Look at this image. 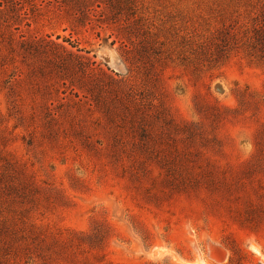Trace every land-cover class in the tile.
I'll list each match as a JSON object with an SVG mask.
<instances>
[{"label": "rangeland", "instance_id": "374dc122", "mask_svg": "<svg viewBox=\"0 0 264 264\" xmlns=\"http://www.w3.org/2000/svg\"><path fill=\"white\" fill-rule=\"evenodd\" d=\"M119 1L6 0L2 37L65 50L11 90L0 70V228L17 252L3 264H229L234 249L264 264V59L249 48L264 0ZM143 67L150 104L194 126L141 133L75 86L93 70L139 90Z\"/></svg>", "mask_w": 264, "mask_h": 264}, {"label": "trees", "instance_id": "16d2710c", "mask_svg": "<svg viewBox=\"0 0 264 264\" xmlns=\"http://www.w3.org/2000/svg\"><path fill=\"white\" fill-rule=\"evenodd\" d=\"M91 1L105 4L110 9H118L119 7H122V2L119 0H56V2L63 7L77 11L89 8L88 3ZM5 3L6 0H0V70L5 73L7 67H10L11 75L7 76L3 81V85L5 86L4 88L11 90L13 86H18L25 81H29L31 77H34L35 71H29L28 75L23 77V74L21 73L22 65H25L28 62L32 63L38 59H49V54L46 49L49 45L54 49L61 50H65V47L51 41L45 42L40 39L26 40L22 37L16 39L12 36L11 32L8 33L6 39L2 37V30L9 27L8 17L13 11V9L7 7ZM251 34V38L249 39L250 51L257 55L259 54V57L264 59V19L259 20L253 25ZM1 48H4L7 51V54H3ZM142 52H144L143 57H145L146 50L143 49ZM142 52H140V55ZM69 56L73 59L74 66H81L79 57L71 53ZM150 67L152 66L150 65ZM64 68L69 71V67L66 66ZM36 71L39 74L42 73L41 68L39 67ZM151 71L152 69H145L143 72V79L139 84L140 88H142L139 90L134 88L135 82L132 74L122 78L115 75L116 78H113L112 76L105 74L103 71L95 73L93 70H90V73L87 74L89 78L86 80H76L77 85L75 86L79 91H82V93L88 92L93 102L98 104V106L99 104L103 106L101 110L104 116L106 115V117L113 119H117L118 117L121 119L122 117L125 121H128L129 125L134 126L141 133H149L154 126H157L160 131L161 127L165 128L166 126H170L177 131H183L188 127L194 126L192 123L184 125L175 124L173 118L168 114L167 108L164 107L163 101L156 99L158 101V106L150 104V95L154 92L160 93L158 80H152L153 71ZM107 80L109 84L104 82ZM142 90H144V92ZM107 95L108 98L105 100L103 97ZM148 107L155 108V112H152ZM9 166L10 163L7 162L4 167L5 172L8 171ZM20 185H26V183L20 182ZM2 232L3 230L0 228V264H3V256H6L11 252L14 253V255L17 253L10 245L11 240L5 241V239H3L4 233ZM81 237L88 238L85 235H81ZM237 253L240 255V250L234 249L232 251V255L229 258V264H233L236 261L234 260V257Z\"/></svg>", "mask_w": 264, "mask_h": 264}]
</instances>
